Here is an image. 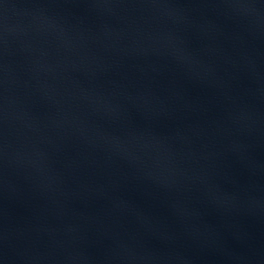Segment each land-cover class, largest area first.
Here are the masks:
<instances>
[{"label": "water", "instance_id": "obj_1", "mask_svg": "<svg viewBox=\"0 0 264 264\" xmlns=\"http://www.w3.org/2000/svg\"><path fill=\"white\" fill-rule=\"evenodd\" d=\"M0 264H264V0H0Z\"/></svg>", "mask_w": 264, "mask_h": 264}]
</instances>
